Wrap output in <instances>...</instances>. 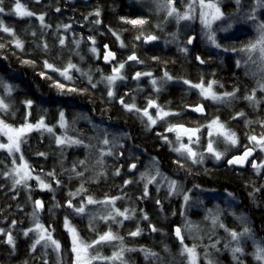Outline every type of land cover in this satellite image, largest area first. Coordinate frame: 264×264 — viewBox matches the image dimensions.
<instances>
[{"label": "snow or ice", "instance_id": "obj_1", "mask_svg": "<svg viewBox=\"0 0 264 264\" xmlns=\"http://www.w3.org/2000/svg\"><path fill=\"white\" fill-rule=\"evenodd\" d=\"M34 2L40 3V0H34ZM152 2L156 5L154 10L157 13L163 12L165 16L163 21L155 24V28L163 30V26L169 19L174 20L177 25H179L181 21H194L198 19L202 25L203 35L211 46L216 49H223L224 51L243 53L246 57L244 64L242 65L240 60H237L236 67L240 68L255 65L257 66V71L260 75V79L256 82V87L251 89L248 94L244 95L243 99L248 101L254 109L259 107L261 103H264V99H258L256 95L257 91L264 92V21H259L258 16L256 15L258 10H264V0H254V3L250 6V11L245 12L242 16H237V13H239L242 8V0H234L236 4V13L231 14L232 17L244 22H256L255 29L257 35L255 39L249 40L239 48L235 46L224 47L217 40V31L226 33L233 27V24L229 22V18L226 17L225 12L222 10L221 5L223 0H180L183 10L177 7V0H152ZM5 11L4 0H0V14L5 13ZM11 11L18 17H35L39 21V37H37L35 31L31 32V36L33 37L31 43L34 48L37 49L43 57H47L40 60L42 70L39 72V76L42 79L52 81L51 86L57 90L58 95L67 96L72 93L83 95L88 93L90 89H96L98 85H104L107 90L108 102L111 103L115 101L119 103L124 111L134 114L141 121L146 131L151 132L158 124L164 126V131L157 132L156 135L164 144L168 145L171 152L177 154V159L174 160L173 163L178 169H184L191 174V168L187 167L188 164L202 165L204 164L206 157L219 162L228 155L231 148L241 147L239 134L236 130L230 128L228 126L229 122L222 120L219 115H214L210 119H206L205 123L194 122L193 126H188L186 123H174L170 119L173 117L179 118L186 111L198 113L202 117H207L208 113L205 108V102H210L212 105L230 106L232 101L240 98L238 96V93L240 92L239 87L234 86L232 91H217L216 89L218 87L223 89L224 85L221 81L215 78L206 81L204 75L201 74L200 79L194 82L184 77H174L165 69L163 75L160 77H156L152 71H135L131 76V79L137 82V87L133 89L132 92L139 93L144 91V89L140 87L139 82L145 77L148 78L149 84L152 87L154 97H145L144 107H140L137 104L136 96L132 95V92H125L120 96L117 95L118 83H125L129 79L128 75L125 73L126 66L129 65V62H132L133 66L146 65V61L141 59L135 51V42L143 41L144 44H148L161 40V37L154 32L145 30V26L150 23V20L147 17H137L133 19L122 16L119 18L122 23L131 25L133 29L137 30V34L133 37V50L131 54L121 60L117 58V53L113 51L108 44H104L102 46L104 49L102 59L106 64L111 66L110 73L104 74L102 68L93 69L91 66L82 68L80 64L74 63L71 59L72 56H76L79 57L81 62L84 61L85 57L81 55L80 45L85 39L91 44L88 51L95 59H100L101 53L100 49L96 46L97 41L95 36H88L87 38L80 36L79 38H76L75 34H73L72 46L69 47L67 43L68 37L60 34V32L61 29L65 31L70 30L71 25L58 24L55 33L57 34V44L60 51L53 56L52 49L56 48L57 44H49L48 40L45 38L47 30L52 28L51 24L45 22L47 12H40L39 14L33 12L21 4L20 0H14V8H12ZM56 11L60 12L61 9L56 8ZM101 14L102 9L100 6H97L93 12L89 13V16L97 17V19L92 21L94 26H98L102 23V20L100 19ZM87 19L88 17H85V20ZM218 21L223 22V24L214 29L213 25L217 24ZM224 24H226V27ZM126 30L127 29L124 31ZM0 32L5 33L10 37L7 43H0V50L11 46L19 52L25 53L26 41L17 34L14 28L4 25L2 20H0ZM108 32L114 37L119 48H128V44H126L122 38L123 31H118L109 27ZM101 35H103V33H101ZM169 36L170 39L165 38L163 40L165 45L172 43L179 45L178 32L170 33ZM194 39L195 37L188 38L185 42V46L179 47L178 50L186 55L189 51L187 45H191ZM65 51H67L69 55L67 60L63 59V53ZM150 59L158 63H164L165 65L167 63L161 61L159 56H152ZM50 60L53 62H50ZM196 60L202 65L209 63V61L200 56H197ZM57 62L62 64V66H57ZM21 63L34 67L36 65V60L24 59ZM74 72L78 74V76H74ZM97 72L101 74L98 80L94 79L95 73ZM49 73L56 74L60 79L53 80L52 75H49ZM252 74L255 75L256 73ZM210 75L215 77V73H210ZM77 78L86 81L87 87L78 88L75 86H68L69 84L74 85ZM61 79L64 81L63 83L61 82ZM173 80L181 81L187 86L188 92L195 90L199 97V102L196 104L185 103L180 110L173 109L170 106L172 103L171 101L164 104L159 103V93L163 90L161 85ZM15 87V85L7 84L3 79H0V89L5 93V95L0 96V137L6 138L5 140H0V150L6 152L8 156L11 157L12 164V167L8 169V171L0 172V175L10 178L13 190L23 188L28 193L27 199L32 204V212L29 215L33 226L23 230L22 234L27 237L31 233L35 237L30 246L31 251L35 252L37 246H41L45 249L44 255H46V250L51 248L57 254V264H64L61 255L62 244L54 236L55 229L51 225H45L40 220V214L45 210V201L41 199L32 200L31 192L33 189L30 184V181L34 180L36 181V187L41 191L55 193L56 188L53 187V183L60 186L62 181L57 178L55 169L49 172H44L43 169H41V171L37 173L35 167L29 163L22 151V146L27 143L29 135L32 132H39L41 136L48 134L53 138L54 143L60 150L59 154L61 156H64L65 150L71 147H83L89 154L95 149L98 153L95 165H90L88 156H86L85 159L74 161L70 169H62L63 171L70 173L68 176L70 181L72 179L81 180L80 186L75 191H68L67 199L63 207L71 209L72 213L76 216H87L88 229L96 233L95 239L86 240L81 236L80 230L72 223L68 216L64 217L63 227L68 233L71 241L70 251L73 255L72 264H98V262H105V264H130L125 253L137 251L143 254L145 260H155L159 261V264H164L163 258L159 253L145 247H127L124 244L125 237L118 232L113 231V224L123 227L124 221L136 219L135 208H124L122 210L116 206V202L125 199L127 193L116 196L105 194L102 199H99L92 194H88V189L85 187V184L88 182L95 181L98 183L100 178H107V171L104 167L105 157L111 156L119 159L123 153H117L115 149L123 147L119 141L124 138L130 139V135L128 133H120L119 135L109 133L106 128L93 124L92 126L96 129L98 135L95 137H89L88 139L97 140L99 146L92 143H85V139L81 138L83 133L77 132L74 136L68 134L69 130L74 128L76 120L73 119L70 123L63 109L59 110L58 120L54 125H49L46 122L47 109H42L43 115H40L33 123L30 118L32 116L31 110L35 101L32 99H26L22 102L25 107L23 117L24 122L18 126L9 124L3 117L5 114L9 113L13 116L15 115L14 112H11L12 105L7 102V98L15 91ZM125 97H128L130 102H126ZM153 111L155 114H153ZM246 117L247 114L245 112L239 111L236 112L231 119L236 120L242 118L246 127L258 124L261 128H264V119L250 120ZM77 118L87 119L91 123V118L89 117L78 116ZM57 127L64 130L62 134H56ZM168 133L173 134L174 139H170L167 135ZM110 135L112 136V139L108 138ZM245 135L248 143L242 145L244 149L242 154L233 155L231 159L226 160V163L232 167H243L250 163L251 168L257 175H259L264 171V158L257 161L253 157L257 151L264 153V131L259 134L246 133ZM202 139L205 140L206 143L202 144ZM218 143L224 145L223 151L219 150ZM36 155L47 158L49 153L37 152ZM136 159L138 160L139 158L137 157ZM60 163L62 166L63 160H61ZM97 166L101 171L95 170ZM80 168L83 170H78ZM122 168L123 165L115 168L112 175L120 176ZM136 168V163L128 165L129 172H132V170H135ZM89 171H92L93 175L89 176L87 180H84L85 173ZM141 181L143 182L144 187L143 195L139 197V199L148 198L149 185H155L157 192H159L161 188L166 189L168 193L166 199L174 195H182L184 202L182 207L186 208L189 205L191 199L189 195L190 190L189 192H185L183 184L180 181L173 179L162 172L160 170V161L158 158L150 157L148 165L144 171L139 173L138 179H126L120 187L123 188L127 185L139 183ZM194 187L199 188L200 186L194 185ZM259 191V188H255L254 192L250 193V195L254 196L255 193ZM228 195L231 196L232 194L228 193ZM77 197H80L78 204L73 203ZM53 201L54 203L52 204V207L48 208V212L50 213H52L54 209L62 207L60 202L55 200V196H53ZM156 203L160 205L161 208L163 207L159 200H157ZM90 205L101 206L104 209V213L101 214L100 212L89 211ZM140 212L141 215L139 219L148 221V214L144 212L143 209H141ZM222 212L223 210L218 206L215 211L207 210L208 214L205 216V220L210 221L212 234L215 233L217 228H223L225 230L230 239L228 243L224 245V248L232 253L233 259L237 264H243L241 255L244 253V249L240 246V241L242 238H251L252 230L248 227H245L242 232L229 229L221 220ZM175 214L176 213L173 212V215ZM181 215H184L185 217L184 223L182 226H177L174 229V234L181 244L180 255L187 260V264H199L201 255L197 250L199 245L196 243H193L191 246L185 244L184 233L187 232L189 235H192L194 232L198 233L202 229L198 223L189 220L183 211L181 212ZM238 219L243 220V217H238ZM97 221H102L107 224V230L99 232L95 226ZM15 225L16 221H12L10 228H0V235L6 237L4 243L11 246L13 251L16 247V241L11 228L15 227ZM149 228L152 232L162 231L161 229L156 228L155 225H152L150 221ZM143 233L144 229L140 227L139 223H137L135 230L129 231L127 235L130 237H138ZM199 238L201 240L203 239V237ZM193 239H196V237L194 236ZM209 240H211V235H209ZM219 242L220 241L217 240L215 243L206 245L205 247H211L219 251L217 248ZM233 242H235V246H231ZM103 245H111L116 250L113 251L110 256H104L98 250L99 247ZM164 250H168L167 245L164 246ZM252 255L259 264H264V241L256 242V248ZM208 257L209 254L205 252L204 259L207 261V264H216L215 261ZM25 264H27V262H25ZM43 264H48V261L45 259Z\"/></svg>", "mask_w": 264, "mask_h": 264}, {"label": "trees", "instance_id": "obj_2", "mask_svg": "<svg viewBox=\"0 0 264 264\" xmlns=\"http://www.w3.org/2000/svg\"><path fill=\"white\" fill-rule=\"evenodd\" d=\"M20 1L27 7V9L33 12L38 14L40 12H47L45 22L52 25V28L47 30L45 36L49 44H57V34L55 33V29L58 24H70V30L65 31L61 29L60 32V34L68 37L67 43L69 47L72 46L73 34H75L76 38H79L80 36L85 38L88 36H95L97 41L96 46L100 49L101 56L104 51L102 47L104 44H108L110 47L117 49L122 54V57H126L128 54H131L133 50L132 43L134 42L133 37L137 34V30L133 29L131 25L122 23L119 19L122 16L133 19L137 17H147L150 20V23L145 26L146 31L154 32L160 37H164L167 33L164 30L155 28V24L158 22L156 21L155 15L145 6L142 7L139 5L140 3H137L138 1L136 0H40V3H35L34 0ZM244 4L245 1L242 0V6H244ZM97 6H100L102 9L100 17L102 23L98 26H94L92 21L97 19V17L89 16V13L93 12ZM4 7L6 8V11L5 13L0 14V20L3 21L4 25L14 28L17 34L26 41V45L25 53H21L11 46L0 50V76L3 79H6L8 84L16 86L15 91L9 98H7V102L12 105L11 112H14L15 115L13 116L9 113L5 114L3 118L6 119L9 124L13 125H18L23 122L25 107L22 102L26 99H32L35 101L31 110L32 116L30 119L32 122L36 121L40 115H43L42 109H47L46 121L49 124L57 122L58 112L60 109L69 113L70 121L75 119L76 112L83 113L85 116L92 118L95 122L106 118L101 115H99L100 117L92 116L94 115L95 110L93 109L95 108L87 105L85 102L86 100H89L92 105L95 104L96 108H103L106 110L107 118L109 120H115V118L119 120L121 119V124H123V126H121L120 123L118 126L117 122L114 124L108 120H105L106 122L104 123H107L108 125L110 122L112 127L117 130L119 128L121 133H128L131 138L128 140V144L124 143L122 150L123 155L119 159L109 156L113 158V160H105L104 167L107 171V178H100L98 183L91 181L85 184V187L88 189V194L94 193L95 191L98 194H102L109 189H115L116 193L121 191L123 193H127V198H129L128 209H136V219L127 221V225H123V227L118 230L114 227V230L116 229L115 231H118L120 234H124L123 231L129 232L135 230L137 223H139L140 227L144 229V233L141 235L142 237L137 240H132V238L128 239V241H126L128 245L132 246L131 244H135V247L138 245L140 248L144 246L145 248L159 253L163 258L164 264H187L185 258L180 255L181 244L176 238L173 228L175 224L179 225L180 220L183 218L179 212L180 201L178 198L166 199V193H162L163 191L160 192L161 189L157 192L155 187L153 188L150 186L148 198L139 199V197L143 195L144 185L142 181L127 185L123 188L120 187L126 179H138L139 173L142 172V166L145 165V161L148 156H156L162 167L166 168L168 172L173 171L172 168H174L175 165L173 161L177 159V156H173V152H171L156 135L157 132L164 131V126L155 127L151 132L146 131L141 121L134 114L128 112L122 113L121 110L123 111V108L119 105V103L115 101L111 103L108 102L107 97L105 96V94H107V90L102 84L98 85L96 89H90L88 93L83 95L76 93H72L67 96L58 95L57 90L51 86L52 81L42 79L39 76V72L42 70L40 60L47 58L43 57L31 43L33 40L31 32L35 31L37 33V37L40 35L39 21L35 17L16 16L11 11V9L14 8V0H4ZM56 8H60L61 11L57 12ZM230 11H233V9ZM257 16L259 21H264V10H260ZM85 17H88V19L85 20ZM109 27L118 31H123L122 38L124 42L128 44V48L121 49L118 45L116 46V41L114 43L113 41L111 42L109 37L112 36L108 32ZM125 29L127 30L124 31ZM101 33H103V35H101ZM188 33L189 31L184 33L183 38H185ZM253 38H255L254 30L252 28L245 27L244 29L234 31L232 34H226L225 36H222V38L220 36L218 38V42H220L224 47L235 46L239 48L241 45L246 44L249 40H253ZM9 39L10 37L7 34L0 32V43H7ZM135 43V51L138 53L137 55L141 58L142 53L149 54L151 57L159 56L161 61L167 62L166 65L170 70V74L174 77H184L196 82L200 79L201 74H203L206 81L210 78H215L221 81L224 88H220V90L232 91L234 86L239 87L240 92L238 93V96L240 98L232 101L230 106H221L226 118H228V124L233 125L232 127L235 128L236 131H239L238 134H243L244 132L249 134H259L261 130L264 129L258 124L246 127L242 118H238L236 120L231 119V117L239 111L245 112L247 114L246 118L250 120L264 119V103H261L259 107L254 109L248 101L243 99L244 95L248 94L251 89L256 87V83L253 81L254 75L250 73L249 68L236 67V61L240 60L241 64L244 63L246 59H244L245 56L243 57L241 56L242 54H237V52H229L220 49V51L222 50L225 52L222 55V52L220 53L215 52L214 50H208L206 45H201V49L194 45L192 46L193 48H190V52L185 55L183 53H174L171 47H164L163 45L156 43L144 44L143 41ZM90 45V42L86 39L80 45L81 55L85 57L83 62H81L79 57L76 56L71 57L72 61L80 64L82 68H87L89 66L93 69L102 68L104 74H109L111 71L109 69L110 67L105 64L101 58L95 59L88 51ZM59 51L60 49L57 44V47L52 49V55L55 56ZM197 54H206V57L209 59L207 60L209 63L203 65L200 64L196 60ZM68 58V52L65 51L63 53V59L67 60ZM24 59L36 60V65L33 67L31 65L21 63ZM204 59L206 60L205 57ZM147 60L151 59L149 58ZM50 62L53 61L50 60ZM151 62L156 63L157 65L154 66H157L158 69L164 67V63H158L156 61ZM57 66H62V64L57 62ZM143 67L145 66H133L132 62H129V65H127L125 69V73L129 77V82L134 81L131 79V76L135 73V71H141ZM160 69L158 71H160ZM210 73H215V77H212ZM49 75H52L53 80L60 79L56 74L49 73ZM73 75L78 76L75 72ZM100 75L101 74L98 72L95 73L94 79L98 80ZM61 82L63 83L64 81L61 79ZM129 82L118 87V95L123 92L125 93L126 91L132 92V90L136 88L135 85L132 86ZM68 86L85 88L87 87V83L86 81L77 78L74 85L69 84ZM162 86L165 93L159 96V102L161 104L171 101L172 103L170 106L173 109L180 110L183 107V104H192L198 101L197 93L194 90L188 92L187 86L179 80L170 81L166 86ZM151 91V88L148 90V88L145 87L143 92H139V94L132 92V95L136 96V102L139 106H144L145 97H151ZM256 95L258 99H264L263 92L257 91ZM0 96H3L2 89H0ZM125 99L126 102H130L128 97H125ZM82 125L86 127V129L79 125L78 128L85 129L88 133L92 131L93 126L91 123L86 122ZM81 138L85 139V143H93L86 135ZM22 150L25 158L35 167L37 173H39L41 169H43L44 172H49L55 169L57 178L62 181L60 186L53 183V187L56 188L55 193L41 191L36 187V183L34 181H30V184L33 189L31 192L32 200L41 199L45 201V210L40 214L41 222L45 225H51L55 229L54 236L61 242L63 247L62 252L65 253L67 252L69 238L68 233L63 227V222L65 216H68V218L70 217L69 213L71 211L70 209L63 207V205L67 199L68 191H75V189L80 186L81 180L72 179L70 181L68 179L70 173L62 170L63 168H61L60 163L61 155L59 154L60 150L50 135L44 134L41 136L39 132L29 135L28 141L23 145ZM37 152H47L49 155L47 158L39 157L36 155ZM230 154L231 152L228 153L227 156ZM86 156H88L89 164L95 165V161L98 157L96 150L89 154L83 147H71L65 150V155L62 157L69 162L67 167L70 169L74 161L78 159H85ZM137 157L139 158L138 160L136 159ZM131 163H136L137 168L132 170V172H129L128 165ZM119 165H123L126 168L123 172H121L120 176H113L112 172ZM11 167V157H9L6 152L1 150L0 172H6ZM78 170L83 169L80 168ZM95 170L101 171L98 166ZM191 170L193 171L192 173L195 174L197 181L201 180L200 182H202V172H206L205 169L201 167H191ZM211 173L213 175L211 178L212 184H215L220 188L229 187L242 195V212L250 220V224L256 234L264 239V197H261L260 194L255 196L256 199H260L257 205L253 206V203L251 204V202L247 201V194H249V192L241 186L240 179H237L227 172L223 173L218 170ZM91 175H93L92 171L86 172L84 180H87ZM178 180L184 185L185 179L181 177V174ZM27 196L28 193L23 188H17L15 190L12 189L9 177L0 175V228L8 229L10 228L12 221H16L15 227L11 228L16 241L14 251L11 246L4 243L6 237L0 235V264H25V262H27V264H43L45 259L48 261V264H57L55 253L49 251L51 248L46 250V255H44L45 249L41 246L37 247L36 251L33 252L31 251L30 246L35 237L31 233L27 237L22 234L23 230L32 227V220L29 215L32 212V204L28 201ZM53 196H55L56 201L60 202L62 207L54 209L53 212L50 213L48 212V208L52 207V204L54 203ZM157 200H159L163 205L162 208L156 203ZM141 209L148 214V221L139 219ZM173 212L176 214L173 215ZM237 214L239 215L241 213L237 212ZM187 217L193 222L200 223V227L202 229L200 232H202L204 237L207 238L211 235V240L214 243L217 240L220 241L221 236H219L220 233L218 230H215L214 234L211 233V228L209 231L207 230V233L204 231V227L208 229L204 213H187ZM70 220H73L72 222H76L77 226L79 223L85 226L86 232H83L84 230L79 228L83 235L89 236L92 233L96 235V233L90 231L87 227V216H74L73 218L71 217ZM149 221L152 225H155L156 228L161 229L162 231L152 232L149 228ZM95 226L100 232V226ZM88 232L89 234H87ZM190 241V239L185 237V244L191 243ZM165 245H167V251L164 250ZM223 245L224 244L220 242L217 244L220 248L223 247ZM198 250L200 254H203L204 251H206V248L203 252L200 248H198ZM67 257L68 255L66 253V257H63L64 264H68ZM131 261L133 264H159V261L145 260L143 254L141 253L139 255L137 252L133 254V258L130 262ZM201 264H203L202 261Z\"/></svg>", "mask_w": 264, "mask_h": 264}, {"label": "rangeland", "instance_id": "obj_3", "mask_svg": "<svg viewBox=\"0 0 264 264\" xmlns=\"http://www.w3.org/2000/svg\"><path fill=\"white\" fill-rule=\"evenodd\" d=\"M69 1H71V0H69ZM136 1H138L137 3H140L139 5H141L142 7H146L147 9H149V10H151V12L155 15V18H156V21H158L157 23H160L161 21H163L164 20V18H165V16H164V13L163 12H160V13H157L154 9H155V7H156V5L152 2V0H136ZM245 1V4H244V6H242V8H241V10H240V12L239 13H237V16H242L245 12H248V11H250V6L254 3V0H244ZM20 3L21 4H23L21 1H20ZM143 4V5H142ZM24 5V4H23ZM25 6V5H24ZM26 7V6H25ZM177 7L178 8H181V10H183V7H182V5H181V2H180V0H177ZM221 7H222V10L225 12V14H226V17H228L229 18V22H231L232 24H233V27H232V29L229 31V32H219V31H217V40H218V38L221 36V38H222V36H225L226 34H232L234 31H238V30H241V29H244L245 27H249V28H252L253 30H254V32H255V37H256V35H257V33H256V29H255V23L256 22H254V21H248V22H244V21H242V20H238V19H236L235 17H232V15L231 14H233L235 11H236V4H235V2H234V0H223V3H222V5H221ZM27 8V7H26ZM231 9H233V11H230ZM259 11L260 10H258L257 11V13H256V15L259 13ZM229 12V13H228ZM236 13V12H235ZM221 24H223V22H217V24H215V25H213V28L215 29V28H218V27H220L221 26ZM224 26L226 27V24H224ZM163 30L164 31H166L167 33H166V35L163 37H161V40L160 41H158V42H151V43H148V44H160V45H163L164 47H171L172 49H173V51H174V53H178V54H181L182 52H180L179 50H178V48L179 47H183V46H185V42L188 40V38L192 35V34H194L195 35V39H196V41L194 42V44H193V46L194 45H196L198 48H200L201 47V45H206L207 46V48H208V50H214L215 52H222V55H223V53H225L224 51H220V49H216L215 47H213V46H211L208 42H207V40L205 39V37H204V35H203V31H202V25H201V23H200V21L197 19V20H194V21H181L180 22V24L179 25H177L176 24V22L174 21V20H171V19H169L168 20V22L163 26ZM189 31V33L187 34V36L185 37V38H183V34L184 33H187ZM178 32V34H179V45H177L176 43H172V44H168V45H165L164 43H163V40L165 39V38H169L170 39V36H169V34L170 33H177ZM110 38V40H111V42L113 41V43L115 42V39H114V37H109ZM253 39H255V38H253ZM196 43V44H195ZM118 44L116 43V46H117ZM91 46V45H90ZM119 46V45H118ZM187 47H188V49H189V51H188V53L190 52V45H187ZM113 51H115L116 53H117V58L118 59H121V60H123L124 59V56L122 57V54L117 50V49H115V48H112V47H110ZM118 48V47H117ZM201 49V48H200ZM144 52V51H143ZM242 54L241 56H243L244 57V54L243 53H240V52H237V54ZM138 54V53H137ZM184 54V53H183ZM235 54V53H234ZM129 55V54H128ZM198 56H200V57H202L203 59H204V57L206 58V60H209L207 57H206V54H203V55H200V54H197ZM102 56H103V54H102ZM102 56H101V59H102ZM142 58L141 59H144L145 61H146V65H140V66H145V67H143V69L141 70V71H152L153 73H154V75L156 76V77H160V76H162L163 75V71L166 69L167 71H169L170 72V70L168 69V66L167 65H165L164 64V67L163 68H159L160 69V71H158L159 69H158V67L157 66H154V65H157L156 63H153V62H151L152 60H147V59H149V58H151V55L149 56V54H145V53H142ZM204 56V57H203ZM246 57H244V59H245ZM103 60V59H102ZM242 64H244V63H242ZM108 65V64H107ZM110 68V70H111V66L110 65H108ZM139 66V65H138ZM247 68H249V71H250V73H256L253 77H254V79H253V81H255V83L257 82V80H259L260 79V75H259V72L257 71V66H255V65H249V66H247ZM248 70V69H247ZM137 71H139V70H137ZM175 73V72H174ZM0 79H3L1 76H0ZM211 79V78H210ZM3 81L4 82H6L7 83V81H6V79H3ZM177 81V80H176ZM170 82V81H169ZM126 83V82H125ZM125 83H118V85H117V95H118V87H120V85H123V84H125ZM168 83V82H167ZM167 83H165V84H163L164 86H166L167 85ZM8 84V83H7ZM129 84L130 85H135V87H137V82L136 81H132V82H129ZM139 84H140V87H142L143 89L145 88V87H147L148 88V90L151 88V90H152V87L150 86V84H149V81H148V78L147 77H145V78H143L140 82H139ZM147 85V86H146ZM161 87H162V91L159 93V96L161 95V94H164L165 92H164V88H163V86L161 85ZM217 91H225V90H220V88L218 87L217 89H216ZM195 91V90H194ZM196 92V91H195ZM258 92H260V91H258ZM124 94V92L122 93V94H119L118 96H120V95H123ZM139 94V93H138ZM3 95H5V93L3 92ZM151 97H154V93H153V90L151 91ZM263 95H264V92H263ZM105 96L107 97V94H105ZM198 96V95H197ZM9 98V97H8ZM86 103H87V105H89L90 107L92 106V108H95V109H93V110H95V112H94V115H92V116H97V117H100L99 115H101V116H104V117H106L105 119H101V120H99V121H97V122H95V121H93V119L91 118V124L93 125V124H95V125H98V126H100V127H102V128H106L108 131H109V133H115V134H117V135H119L121 132L119 131V130H117L116 128H114V127H112L110 124V122H109V124L107 125V123H104V122H106L105 120H108V121H111L112 122V120H109L108 118H107V114H106V110H104L103 108L102 109H98V108H96V106H95V104H93L92 105V103L89 101V100H86L85 101ZM159 102V101H158ZM197 102H199V97H198V101ZM197 102H195V103H192V104H196ZM160 103V102H159ZM143 105H145V103L143 104ZM221 106H223V105H212V104H210V102H205V107L208 109V115H207V117L205 118V119H203V120H192V124L194 123V122H199V123H205L206 122V119H210L212 116H214V115H219L220 117H221V119L222 120H225V121H228V118H226V116H225V113H224V111L222 110V108H221ZM140 107H144V106H141L140 105ZM100 111V112H99ZM121 112L122 113H126V111H122L121 110ZM66 113V112H65ZM117 114V113H116ZM153 114H155L154 113V111H153ZM66 115H67V117H68V119H69V113H66ZM78 116H81V117H88V116H85L83 113H81V112H76V116H75V120H76V122H75V125H74V128H72V129H70L69 130V132H68V134L69 135H72V136H74V135H76V133L77 132H80V133H83V136H87L88 138L89 137H95V136H97L98 135V133H97V131H96V129L95 128H92V131L90 132V133H88V131H86L85 129H86V127H84L82 124L83 123H90L89 122V120H87V119H83V118H77ZM171 120H173V119H175V117H173V118H170ZM114 120V119H113ZM117 120H119V119H117V118H115V120L114 121H117ZM184 120H186V118L184 119ZM120 121H121V119H120ZM23 122H24V120H23ZM23 122H21V123H19V124H22ZM35 122V121H34ZM33 122V123H34ZM47 122V121H46ZM69 122L71 123V121L69 120ZM122 122V121H121ZM173 122V121H172ZM229 122V121H228ZM82 123V124H81ZM18 124V125H19ZM49 124V123H48ZM54 124H56V123H53V124H49V125H54ZM18 125H15V126H18ZM78 125L79 126H81V127H83V128H85V129H80V128H78ZM159 126H163L162 124H158L156 127H159ZM228 126L230 127V128H232V129H234V130H236L235 128H233L232 126L233 125H229L228 124ZM63 129H61V128H59V127H57L56 128V134L57 135H59V134H62L63 133ZM262 131H264V129L263 130H261V132ZM237 133L239 132L238 130L236 131ZM33 133H35V132H32L31 134H33ZM88 133V134H87ZM126 133V132H125ZM30 134V135H31ZM246 133L244 132L243 134H241V133H239V136H240V141H241V147H236V148H231L230 150H229V152L228 153H230V152H233L234 150H242L243 149V147H242V145H245V144H247L248 143V141H247V138H246V135H245ZM168 136H169V138L170 139H174V137H173V134H171V133H168L167 134ZM101 138H102V134H101ZM109 139H112V136L110 135L109 137H108ZM6 138H3V137H0V140H5ZM128 138H124V139H121L120 141H119V143L120 144H122L123 145V147H124V143H126V144H128ZM90 141H92L93 143L92 144H96V145H98V141L97 140H90ZM186 142V141H185ZM203 143H206V141L205 140H203L202 139V144ZM166 145V144H165ZM99 146V145H98ZM123 147H118L117 149H115V151H117V152H122V150H123ZM166 147H168V145H166ZM218 147H219V150H221V151H223L224 150V145L222 144V143H218ZM22 148H23V146H22ZM168 149H169V147H168ZM170 150V149H169ZM1 151V150H0ZM23 151V150H22ZM95 151V149H93L92 150V152H94ZM119 152V153H120ZM24 153V152H23ZM18 155V154H17ZM25 156V155H24ZM173 156H177V154H175V153H173ZM121 157V156H120ZM150 157H154V156H148L147 158H146V161H145V165H143L142 166V170H141V168H140V170L141 171H144L145 170V168H146V166L148 165V162H149V158ZM156 157V156H155ZM261 158H264V153H261ZM260 158V159H261ZM61 160H63V165L61 166V168H63V169H68L69 167H67V164L69 163L65 158H63L62 156H61ZM105 160H113V158H111V157H105ZM209 161H215V160H213V159H211V158H209V157H206L205 158V162H204V164L207 162H209ZM19 162V161H18ZM204 164H202V165H191V164H188L187 165V167H189V168H191V167H194V168H196V167H201V168H204ZM212 165V164H211ZM121 165H119L118 167H120ZM207 166V165H206ZM208 167L209 168H207L209 171H210V175L211 176H213L212 174H211V172H216V170H217V168L216 167H214L213 165L212 166H210L209 164H208ZM126 167H124L123 166V168L121 169V172H123V170L125 169ZM160 170L162 171V172H164L166 175H168V176H170V177H172L173 179H176V180H178V178H179V176H180V174H181V177L183 178V179H185L184 180V185H183V188H184V191L185 192H189V190H190V192H189V195H190V197H191V199H190V201H189V205L186 207V208H183L182 207V205L184 204V202H183V196L182 195H174V196H171V197H169V199H173V198H178V200L180 201V203H179V206H180V209H179V212H180V214H181V212L183 211L186 215H187V213H199L198 211H201V213H204V218H205V216L208 214L207 213V210H213V211H215L216 210V207H217V205L218 204H216V203H206L207 201H206V195H209L211 198H217V197H219V196H217V191H215V189L216 188H212V187H210V188H206V187H204L203 185H202V182H200V180L199 181H197V178H196V176H195V174H193L192 172V170H191V174H189L188 172H186L184 169H178L177 168V166H175L174 165V168H172V172L171 171H169L168 172V170L166 169V168H164V167H162L161 165H160ZM179 173V174H178ZM159 179V178H158ZM34 181V180H33ZM179 181V180H178ZM35 183H36V181H34ZM186 182H187V185H186ZM189 183V184H188ZM194 185H199L200 187L199 188H196V187H194ZM150 186H152L153 188L155 187V185H149V187ZM156 188V187H155ZM77 189V188H76ZM75 189V190H76ZM116 190L115 189H109L108 191H106V192H104V193H102V194H98L96 191L94 192V193H91L92 195H94L96 198H99V199H102L103 197H104V195L105 194H107V195H110V196H116V195H123L124 193L121 191V192H115ZM163 191V192H162ZM160 192H162V193H166V195L168 196V193H167V191H166V189L165 188H161V191ZM225 192H227V191H225ZM228 193L229 192H227L226 193V201H225V205H226V213H229L230 211L232 212V213H234L235 215H237V213L236 212H234L235 210H233V206H234V204L235 203H232L231 201H234L233 199V197L234 196H229L228 195ZM220 195L222 196V194L220 193ZM79 199H80V197H77L74 201H73V203H76V204H78V202H79ZM129 201V198H125V199H122V200H119V201H117L116 202V206L117 207H119V208H121L122 210L124 209V208H129L128 207V202ZM207 204H210V205H207ZM233 204V205H232ZM220 208V207H219ZM221 209V208H220ZM70 211H71V209H70ZM89 211H91V212H100L101 214H103L104 213V209L101 207V206H92V205H90L89 206ZM70 215V219H71V217L73 218L74 216H76V215H74L73 213H72V211L69 213ZM72 215H74V216H72ZM240 216H242L243 217V220H241V219H238V217H237V219H238V221L240 222V223H243V224H241V225H243V226H241L240 225V228H239V225L237 226V224L236 223H232V222H228L229 223V225H228V223L225 221L226 219H227V217H228V215H225L223 212H222V214H221V220H222V222L227 226V227H229V229H233V230H235V231H237V232H242L243 231V229L245 228V227H248L247 225H249L250 224V221L248 220V218L246 219L245 217V214H243V212H241V214H239ZM238 216V215H237ZM77 217V216H76ZM79 217V216H78ZM181 217H183L181 220H180V223H179V226H182V224L184 223V215H181ZM226 218V219H225ZM246 220V221H245ZM73 221V220H72ZM127 221H129V220H126V221H124V225L126 224L127 225ZM204 222V221H203ZM74 225H76L77 226V224H76V222H72ZM197 223V222H196ZM199 225H200V223H198ZM206 224H207V226H208V229L206 228V227H204V231L207 233L208 231H209V229L211 228V223H210V221H206ZM236 224V225H235ZM87 225H88V223H87ZM96 225H99L100 226V228H101V231L100 232H103V231H106L107 230V227H108V225L107 224H105L104 222H102V221H97L96 222ZM210 225V226H209ZM33 226V225H32ZM201 226V225H200ZM112 227H113V231L114 232H118V231H115L116 229L118 230L119 228H121L120 226H118V225H115V224H113L112 225ZM114 227L116 228L115 230H114ZM77 228L79 229V228H81V229H83L84 231L83 232H86V229H85V226L84 225H82L81 223H79L78 224V226H77ZM201 228V227H200ZM249 228V227H248ZM80 230V229H79ZM208 230V231H207ZM216 230H218V232L220 233V235L219 236H221L220 238V243H223L224 245L226 244V243H228V241H229V236H228V234L225 232V230L223 229V228H217ZM220 230V231H219ZM252 230V229H251ZM124 232V234L122 233V234H120L119 232V234L120 235H122V236H124L125 237V239H124V244L127 246V247H135V244H131L132 246H130V245H128L127 243H126V241H128V239H131L132 238V240H137L138 238H140V237H142L141 235L140 236H138V237H130V236H128L127 235V233H128V231H123ZM80 233H81V231H80ZM87 234H89V232L87 233ZM184 235H185V237L187 238V239H190L191 241V243H188L187 245H189V246H191L193 243H196V244H198L199 245V247L198 248H200L201 249V251L203 252V250L206 248L205 246L206 245H210V244H212V243H214L212 240H209V236L206 238V237H204L203 235H202V232H198V233H193L192 235H189L187 232H185L184 233ZM81 236H83L86 240H93V239H95L96 238V235H94L93 233L91 234V235H83L82 233H81ZM196 237V239H193V237ZM190 237V238H189ZM199 237H203V239L201 240ZM212 237V236H211ZM68 238H69V236H68ZM193 240V241H192ZM260 241H262L260 238H258V236L253 232V230H252V237L251 238H242L241 239V241H240V246L244 249V253L241 255V260L243 261V264H245V263H247V264H259V262L258 261H256L254 258H253V255H252V253L255 251V248H256V242H260ZM224 245H223V247H219V246H217V248L219 249V251H217L216 249H214V248H211V247H208V248H206V251H204V253L205 252H207L208 254H209V259H212L213 261H215L216 262V264H237V262L233 259V256H232V253L229 251V250H227V252H226V249L224 248ZM231 246H235V242H233V244L231 245ZM250 248H249V247ZM37 247H40V246H37ZM137 248H140V246H136ZM135 247V248H136ZM142 247H144V246H142ZM63 248V247H62ZM70 248H71V241H70V239H69V243H68V246H67V252H65V253H63V252H61V255H62V258L64 257H66V253H67V255H68V264H72V260H73V255H72V253H71V251H70ZM99 252L102 254V255H104V256H110L111 254H112V252L113 251H115L116 249L114 248V247H112L111 245H103V246H100L99 247ZM198 250V249H197ZM45 251V250H44ZM50 252H54L52 249H50L49 250ZM47 252V251H46ZM198 252H199V250H198ZM55 253V252H54ZM134 253H136V252H130V253H125V255H126V258L129 260V262H130V260L133 258V254ZM137 253L140 255L141 254V252H138L137 251ZM204 253L203 254H201L200 255V260H199V264H201V261H202V263L203 264H207V261L204 259ZM65 254V255H64ZM55 255H56V257H55V259H56V261H57V254L55 253ZM186 260V259H185ZM186 263H187V260H186ZM98 264H105V262H98ZM130 264H133V262L131 261L130 262Z\"/></svg>", "mask_w": 264, "mask_h": 264}, {"label": "flooded vegetation", "instance_id": "obj_4", "mask_svg": "<svg viewBox=\"0 0 264 264\" xmlns=\"http://www.w3.org/2000/svg\"><path fill=\"white\" fill-rule=\"evenodd\" d=\"M193 46V45H192ZM190 46V47H192ZM110 47V46H109ZM193 48V47H192ZM198 55H196L197 57ZM105 63V62H104ZM106 64V63H105ZM129 80L126 82L128 83ZM126 92H129V91H126ZM206 108V107H205ZM207 110V113H208V109L206 108ZM186 118V120H184ZM206 117H202L200 114L198 113H194V112H191V111H186L182 114L181 117L179 118H176L173 119L172 121L174 123H186L188 124V126H193V124L191 123L192 120H203L205 119ZM112 120V119H111ZM191 121V122H190ZM112 122L114 124H116V122L118 123V126H119V123L121 126H123V124H121V121L120 120H117V121H113ZM118 130H120L118 128ZM256 134V133H255ZM244 149H238V150H234L233 152H231V154L229 156H226L223 160L217 162V161H209L208 163L206 162L204 164V169L207 170L206 172H202V185L204 187H206L207 189L212 187V188H216L215 191H217V198H211L209 195H206L207 199H206V203H216L218 204L217 206L220 207L222 210H223V213L225 215H228L227 219L225 220L227 223L229 222H232V223H236L237 226L239 225V228H240V225L243 224V223H240L237 219V217H242L240 215H233V213L230 211L229 213H226V205H225V201H226V193L229 192L232 194V196H234L233 200L234 201H231L232 203H235L234 206L232 207L233 210H235L234 212H239L241 213L242 212V204H243V199H242V195L239 194L236 190H233L229 187H218L216 186L215 184H212L211 183V178L212 176L210 175V171L207 169L209 168L208 167V164L210 166H214L217 168L218 171L220 172H227L229 174H231L232 176L236 177L237 179H240L241 180V186H243L245 188V190H247L249 192V194H247V201L248 202H251V204L253 203V206H256L259 199L260 198H257L255 196H258L259 194L261 195V197H264V171H262L259 175H257L254 170L251 168V164L248 163L246 165H244L243 167H240V166H236V167H232V166H229L227 163H226V160L227 159H231V157L233 155H239L243 152ZM254 159H256L257 161L260 160L261 158V153L259 151H257L255 154H254ZM251 159V158H250ZM212 164V165H211ZM207 165V166H206ZM216 170V171H217ZM212 174V173H211ZM200 179V178H199ZM201 181V180H200ZM255 188H259L260 191L259 192H256L254 196L250 195V193H253L254 192V189ZM227 191V192H225ZM220 193L222 194V196L220 195ZM207 205H210V204H207ZM233 205V204H232ZM198 212H201V211H198ZM246 216V215H245ZM247 219V216L245 217ZM249 220V219H248ZM246 221V220H245ZM250 221V220H249ZM228 223V225H229ZM235 224V225H236ZM175 226H179L178 224H175L173 226V228H175ZM243 226V225H241ZM250 229L253 230V232L256 234L255 230L252 228L251 224L247 225ZM229 228V227H228ZM257 235V234H256ZM258 236V235H257ZM262 241H264L263 237H259ZM249 247V246H248ZM250 248V247H249Z\"/></svg>", "mask_w": 264, "mask_h": 264}, {"label": "water", "instance_id": "obj_5", "mask_svg": "<svg viewBox=\"0 0 264 264\" xmlns=\"http://www.w3.org/2000/svg\"><path fill=\"white\" fill-rule=\"evenodd\" d=\"M190 37H195V35H191ZM190 37H189V38H190ZM194 42H195V39H194V41H193V43H192L191 45H193ZM241 154H242V153H241ZM239 155H240V154H239ZM176 227H177V226H175V228H176ZM175 228H174V229H175Z\"/></svg>", "mask_w": 264, "mask_h": 264}]
</instances>
